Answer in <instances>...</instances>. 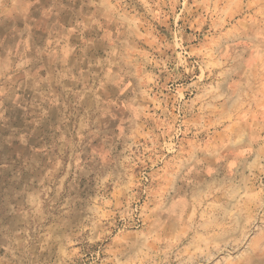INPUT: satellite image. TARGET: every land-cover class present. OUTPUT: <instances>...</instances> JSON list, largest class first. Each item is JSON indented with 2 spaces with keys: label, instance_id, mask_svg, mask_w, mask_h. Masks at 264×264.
<instances>
[{
  "label": "rangeland",
  "instance_id": "rangeland-1",
  "mask_svg": "<svg viewBox=\"0 0 264 264\" xmlns=\"http://www.w3.org/2000/svg\"><path fill=\"white\" fill-rule=\"evenodd\" d=\"M0 264H264V0H0Z\"/></svg>",
  "mask_w": 264,
  "mask_h": 264
}]
</instances>
